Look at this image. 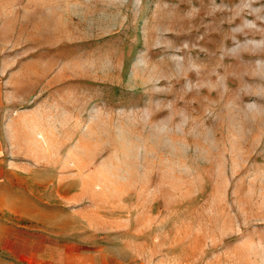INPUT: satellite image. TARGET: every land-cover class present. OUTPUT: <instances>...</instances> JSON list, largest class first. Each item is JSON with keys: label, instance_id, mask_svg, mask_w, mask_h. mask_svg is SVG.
I'll return each instance as SVG.
<instances>
[{"label": "rangeland", "instance_id": "374dc122", "mask_svg": "<svg viewBox=\"0 0 264 264\" xmlns=\"http://www.w3.org/2000/svg\"><path fill=\"white\" fill-rule=\"evenodd\" d=\"M2 82L34 94L67 231L264 264V0H0Z\"/></svg>", "mask_w": 264, "mask_h": 264}, {"label": "crops", "instance_id": "0c3cea01", "mask_svg": "<svg viewBox=\"0 0 264 264\" xmlns=\"http://www.w3.org/2000/svg\"><path fill=\"white\" fill-rule=\"evenodd\" d=\"M0 89V264H132L101 241L66 230L67 217L52 205L51 180L33 166L38 149L50 146L34 94L19 96L11 82Z\"/></svg>", "mask_w": 264, "mask_h": 264}]
</instances>
